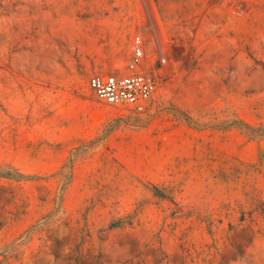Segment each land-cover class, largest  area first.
I'll list each match as a JSON object with an SVG mask.
<instances>
[{
	"label": "rangeland",
	"instance_id": "374dc122",
	"mask_svg": "<svg viewBox=\"0 0 264 264\" xmlns=\"http://www.w3.org/2000/svg\"><path fill=\"white\" fill-rule=\"evenodd\" d=\"M0 264H264V0H0Z\"/></svg>",
	"mask_w": 264,
	"mask_h": 264
},
{
	"label": "built area",
	"instance_id": "2783aa9c",
	"mask_svg": "<svg viewBox=\"0 0 264 264\" xmlns=\"http://www.w3.org/2000/svg\"><path fill=\"white\" fill-rule=\"evenodd\" d=\"M145 58V39L136 35L129 62V73L97 72L90 76L89 87L96 99L106 105L141 109L158 90V80L148 72L136 70Z\"/></svg>",
	"mask_w": 264,
	"mask_h": 264
}]
</instances>
